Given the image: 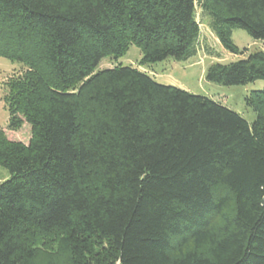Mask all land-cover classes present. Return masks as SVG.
Returning <instances> with one entry per match:
<instances>
[{
	"label": "trees",
	"instance_id": "16d2710c",
	"mask_svg": "<svg viewBox=\"0 0 264 264\" xmlns=\"http://www.w3.org/2000/svg\"><path fill=\"white\" fill-rule=\"evenodd\" d=\"M198 10L232 53L235 29L264 40V0H0V56L26 66L8 128L32 131L0 128V264H264V88L249 122L138 67L96 70L132 45L145 65L196 55ZM206 79L264 80V50ZM34 229L56 249L27 243Z\"/></svg>",
	"mask_w": 264,
	"mask_h": 264
},
{
	"label": "rangeland",
	"instance_id": "374dc122",
	"mask_svg": "<svg viewBox=\"0 0 264 264\" xmlns=\"http://www.w3.org/2000/svg\"><path fill=\"white\" fill-rule=\"evenodd\" d=\"M198 19L201 25L199 51L189 59L175 60L170 57L163 61L145 65L140 62L142 58L141 49L132 45L121 55L105 57L96 70L111 68L116 65L138 67L147 71L159 83L177 86L196 94L211 97L237 111L249 122H253L256 119V113L252 107L247 105L246 96L254 89H263L264 80L227 86L208 81L206 71L214 62L230 63L246 58L252 51L264 50V40H256L245 30L235 29L233 40L240 50L244 51L243 54H235L222 46L210 27L209 18L202 15L200 10H198ZM210 50H212L211 53ZM25 70V65L0 56V128L4 129L9 139L29 143L32 137L30 124L25 122L17 130L8 128L10 113L6 101V95L9 92L8 82L24 73ZM9 176L8 170L0 166V182ZM218 220L219 218L215 217L212 222H218ZM24 237L25 241L34 247L53 251L58 245L59 234L57 232L43 233L34 229L28 231ZM178 241L182 243L184 249L194 246L192 240L185 242L177 239L175 242ZM198 248L206 252L209 251V245L206 244Z\"/></svg>",
	"mask_w": 264,
	"mask_h": 264
}]
</instances>
